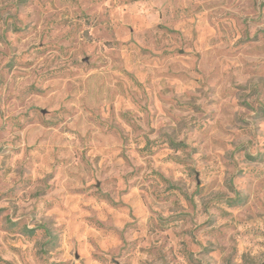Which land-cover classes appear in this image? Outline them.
Masks as SVG:
<instances>
[{
    "label": "rangeland",
    "instance_id": "1",
    "mask_svg": "<svg viewBox=\"0 0 264 264\" xmlns=\"http://www.w3.org/2000/svg\"><path fill=\"white\" fill-rule=\"evenodd\" d=\"M262 109L264 0H0V264H264Z\"/></svg>",
    "mask_w": 264,
    "mask_h": 264
},
{
    "label": "trees",
    "instance_id": "2",
    "mask_svg": "<svg viewBox=\"0 0 264 264\" xmlns=\"http://www.w3.org/2000/svg\"><path fill=\"white\" fill-rule=\"evenodd\" d=\"M262 114L264 115V109H262ZM172 144L174 145V146H182L183 145V143H181V142H178V143H175V142H172ZM29 230V232H33L34 231V229L32 228V229H28Z\"/></svg>",
    "mask_w": 264,
    "mask_h": 264
}]
</instances>
